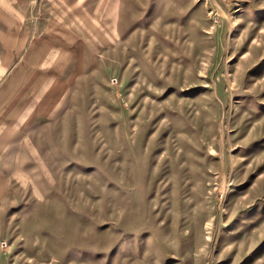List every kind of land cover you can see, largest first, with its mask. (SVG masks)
Instances as JSON below:
<instances>
[{"label":"rangeland","instance_id":"374dc122","mask_svg":"<svg viewBox=\"0 0 264 264\" xmlns=\"http://www.w3.org/2000/svg\"><path fill=\"white\" fill-rule=\"evenodd\" d=\"M32 1L0 40V264H264V0Z\"/></svg>","mask_w":264,"mask_h":264},{"label":"crops","instance_id":"0c3cea01","mask_svg":"<svg viewBox=\"0 0 264 264\" xmlns=\"http://www.w3.org/2000/svg\"><path fill=\"white\" fill-rule=\"evenodd\" d=\"M31 1V2H30ZM32 0H0V40L9 36L10 40H15L24 27V14L29 8L32 10ZM39 8L52 7L60 0H37ZM76 7L78 0H75ZM20 29V30H19ZM27 29V28H25Z\"/></svg>","mask_w":264,"mask_h":264},{"label":"built area","instance_id":"2783aa9c","mask_svg":"<svg viewBox=\"0 0 264 264\" xmlns=\"http://www.w3.org/2000/svg\"><path fill=\"white\" fill-rule=\"evenodd\" d=\"M116 82V78L115 77H112L111 78V83L114 84Z\"/></svg>","mask_w":264,"mask_h":264}]
</instances>
